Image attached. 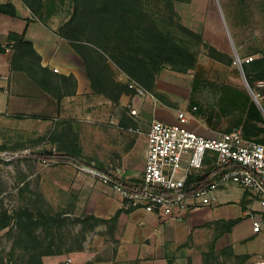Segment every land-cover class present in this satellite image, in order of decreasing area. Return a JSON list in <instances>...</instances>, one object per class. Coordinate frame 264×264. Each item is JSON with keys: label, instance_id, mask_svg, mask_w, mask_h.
Here are the masks:
<instances>
[{"label": "rangeland", "instance_id": "374dc122", "mask_svg": "<svg viewBox=\"0 0 264 264\" xmlns=\"http://www.w3.org/2000/svg\"><path fill=\"white\" fill-rule=\"evenodd\" d=\"M172 16L171 24L164 22L169 27L163 29L194 52L196 63L186 75L166 71L156 75L153 89L147 91L155 102L129 94L112 102L82 92L74 98H61L55 106L54 95L41 92L39 97L37 88H32L30 100L33 103L40 98L46 109L37 112L30 106L27 111L0 112V211L11 217L9 225L0 229V264H38L32 261L34 257L41 264L80 261L85 235L79 206L81 188H101L117 195L80 170L77 161L138 183L145 136L127 131V127L145 132L152 118L173 122L177 110H184L189 113L186 126L204 128L206 124L214 133L238 127L247 132L255 119L256 139L264 140V88L257 87L264 75H244L242 67L250 60L264 61V0H182ZM175 23L199 34L201 40L175 28ZM210 46L224 54L223 62L210 57ZM163 70L175 72L168 66ZM255 71L262 73L260 66ZM119 72L114 68L112 77L123 84L128 76ZM22 87L21 82L13 90L21 93ZM49 102L54 106H48ZM128 103L140 111L137 122L127 116ZM68 146L74 148L76 161L64 164L31 156L41 150L58 154ZM121 169L123 175L118 172ZM132 173L137 176L129 177ZM228 192L233 193L231 189ZM243 195L247 202L226 201L220 213L212 212V205L180 221L168 220L185 221L181 238L172 246L180 261L250 264V255L264 251L247 219L255 203L247 193ZM27 214L35 224L23 225L28 223ZM230 220L236 223L227 231Z\"/></svg>", "mask_w": 264, "mask_h": 264}, {"label": "trees", "instance_id": "16d2710c", "mask_svg": "<svg viewBox=\"0 0 264 264\" xmlns=\"http://www.w3.org/2000/svg\"><path fill=\"white\" fill-rule=\"evenodd\" d=\"M22 2L46 28L68 41L78 53L85 67L90 90L112 102H118L120 96L129 94L130 90L125 84L113 79L111 66L151 92L156 75L166 66L178 73H186L196 63L194 52L175 41L170 32L163 29L169 27L168 25L126 8L122 0H22ZM0 13L15 16L10 3L0 4ZM54 19L58 22L55 23ZM53 23L56 25L53 26ZM174 27L197 38V41L201 40L199 34L179 23H175ZM7 40L14 41L11 68L27 71L28 76L42 91L54 95L57 106L61 98L75 93V77L60 75L42 67L40 56L23 36L10 33ZM209 51L210 57L223 62L224 54L211 46ZM259 66L262 73L255 71ZM242 67L244 75H264L263 60H250L243 63ZM31 156L46 161L54 159L64 164L71 160L76 161V152L71 146L64 150L60 148L58 154L41 150L33 152ZM211 171L208 167L191 176L187 187L197 190L208 186L214 179ZM118 182L129 187L126 182L119 179ZM26 217L28 223L23 225L35 224L31 215L27 214ZM10 219L6 211H0V229L8 226ZM235 223V220L228 221L227 231ZM31 259L41 264L38 258ZM168 264L172 262L168 261Z\"/></svg>", "mask_w": 264, "mask_h": 264}, {"label": "crops", "instance_id": "0c3cea01", "mask_svg": "<svg viewBox=\"0 0 264 264\" xmlns=\"http://www.w3.org/2000/svg\"><path fill=\"white\" fill-rule=\"evenodd\" d=\"M6 3L12 5L15 16L0 13V51L4 52V56L0 60V112H22L27 111L30 106H33V110L38 112L47 107L41 103L40 98L33 100L32 103L29 97L32 95L30 93L32 88L34 90L37 88L39 97L40 93L44 91L33 84L26 72L11 68L10 59L13 54L14 41L7 40L10 33L23 36L32 44L33 49L40 56L42 67L60 75L75 77L76 91L68 97L74 98L82 92H92L82 59L70 43L46 28L22 0H0V4ZM122 4L128 9L157 21L171 24L172 14L177 12V6L182 4V0H122ZM54 21L58 22L56 19ZM111 68L113 70L115 67L111 66ZM163 71L186 75L167 70L160 71L158 75H162ZM21 82L24 90L21 93L14 91L13 88ZM29 82L33 84V87ZM262 95L264 96V94ZM149 102L152 101L149 100ZM47 105L54 106L51 102ZM187 114L189 118V113L187 112ZM128 117L131 118L129 115ZM255 122V119L251 121V127L247 132L240 129L246 140L263 142L264 140L256 139L258 126L255 125ZM203 125L204 128L196 126L189 128L188 125L186 127L205 137H214L221 133H214L208 125ZM142 162L144 163L143 156ZM136 176V173L129 175L132 178ZM228 189H231L233 193L228 192ZM228 189L218 191V198L213 205L212 212L220 213L225 208L223 203L232 199H241V202H247L241 190L233 186H229ZM81 191L83 197L79 200V206H82L84 213L82 228L85 235L83 236L84 242H81V250H79L80 261L77 264H168V261H171L172 264L175 262L188 264L186 260H184L185 262L180 261V254L175 252V246L172 249L173 242L181 238L184 232L185 221L175 223L160 220L154 214L141 209H124L118 196L106 189H91L84 185ZM230 195L231 199L228 198ZM239 209L238 207L237 211ZM255 255L250 256L253 258ZM193 264L199 263L193 260Z\"/></svg>", "mask_w": 264, "mask_h": 264}, {"label": "built area", "instance_id": "2783aa9c", "mask_svg": "<svg viewBox=\"0 0 264 264\" xmlns=\"http://www.w3.org/2000/svg\"><path fill=\"white\" fill-rule=\"evenodd\" d=\"M3 56L4 52L0 51V60ZM123 84L129 88L130 96H146L156 101L136 81L126 77ZM257 87L264 88V80L259 81ZM125 108L134 122L141 119L131 103ZM187 121V112L177 111L173 122L150 120L145 132L135 126L126 128L145 136L143 171L138 183L119 178L129 185L125 187L110 173L84 164H78L79 169L109 187L124 209H141L160 220L180 221L189 213L214 205L218 191L233 186L254 201L247 219L251 233L258 235L264 245V141L246 140L240 128L205 137L189 130ZM208 167L214 176L208 186L197 190L187 187L191 176ZM118 172L124 174L123 169ZM250 264H264V251L256 254Z\"/></svg>", "mask_w": 264, "mask_h": 264}]
</instances>
